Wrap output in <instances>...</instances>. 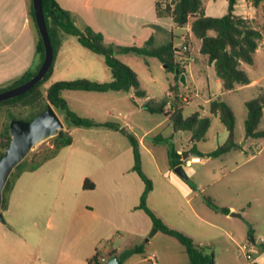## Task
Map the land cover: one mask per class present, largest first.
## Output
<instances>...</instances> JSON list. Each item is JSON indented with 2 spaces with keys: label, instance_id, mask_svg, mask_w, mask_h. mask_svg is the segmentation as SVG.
<instances>
[{
  "label": "rangeland",
  "instance_id": "374dc122",
  "mask_svg": "<svg viewBox=\"0 0 264 264\" xmlns=\"http://www.w3.org/2000/svg\"><path fill=\"white\" fill-rule=\"evenodd\" d=\"M158 1L164 4L170 0ZM222 10L225 11V7L212 14L220 15ZM187 27L188 24L184 28H174V34L183 36L182 39H176V42L179 41L177 45L179 47L187 45L188 48L182 50H186L187 55L192 53L193 56H198L196 49L199 42L189 36ZM61 35L65 41L55 53L54 70L42 83L43 90L57 80L87 78L98 81L96 78H99L101 81L98 82H108L111 79L110 70L101 54L82 46L73 34L62 31ZM184 51H181L184 54L183 59L186 58ZM115 56L134 71L139 87L144 89L149 97L159 99L167 93L175 73L168 71L157 58L148 57L146 62L143 57L132 53ZM260 65L254 69V75L264 74V64ZM205 68L201 63H193L187 69L186 79L188 83L193 79L197 94L194 95L190 85L180 86L179 93L182 95L179 97L190 98L183 106L184 116L199 111L200 106H205L202 104V100L208 96ZM260 84L264 85V78ZM62 96L69 109L78 116L99 122L117 123L126 132L131 133L137 142L144 134V145L138 143L139 166L154 185L155 190L149 196L150 206L154 208L156 214L163 216L171 224L194 234L193 236H196L194 238L198 240L202 238L204 242L202 245L210 246L214 264H264L257 257L258 250H253L252 258L248 259L240 247L250 235L255 240L264 238V148L249 161H244L246 157L236 152V158L226 156L223 161L217 157H209L201 162H190L189 165L182 163V169L187 177L185 179L171 168L167 149L169 145L174 148L185 146L186 135L189 133H183L181 139H155L158 135L165 136L169 128L166 127V123L169 122L166 120L162 125L156 126L157 122L164 119V115L143 110L141 103L144 98L135 97L134 102L132 90L121 92L109 90L106 93L65 90ZM230 97H233L229 100L233 103L237 121L241 123L242 108L245 111L243 105L239 106L241 95ZM59 115L64 128L68 129L72 136V145L64 147L60 152L61 158L70 157L69 163H61L63 160L57 163L48 162L34 172L23 173L17 181L6 208L2 210L5 222L9 223L12 229L0 222V228L7 233L8 239L7 243L1 242L0 255L18 257L17 260L14 258L7 260L6 264H43L44 262L40 260H44L45 255L51 260L47 261V264H54L55 256L69 250L73 231L72 213L69 215L59 213V203L67 205L73 213L78 209H85L87 204L97 207L96 201L103 190L111 191L112 200L109 209L112 222L107 231L110 232L107 242L110 244L109 250L105 251L103 246L100 247L104 257L108 256L113 247H127L139 243L143 244L144 253L133 254L123 259L120 264H152L148 258L150 254L155 255L156 264H189L183 246L172 236L158 230L148 237L153 227L146 229V233L139 236L131 233V225L142 228L145 221L150 223V220L145 212L141 210L135 212L122 203L123 198L119 190L125 180L124 177L127 174L138 177L137 173L127 171L135 162L127 134L101 126H72L62 114ZM223 127L218 117L212 116L208 134L204 140L197 142V146L204 151L218 147L225 141L224 133L227 132ZM258 127H264V114ZM218 128L223 129V134L219 132L218 136L214 137ZM239 128L240 131L243 129L241 124ZM254 141L259 144V148L264 144V138H257ZM49 145V138L38 143L28 153L27 159H32ZM145 148H150L159 168L170 177V181L164 182ZM82 149L89 152L85 151L84 155ZM93 157L95 161L92 160ZM234 161L240 163L239 167L230 171L235 166ZM222 170L229 172L223 175ZM48 173L55 179L58 178L57 181L41 184L43 187L37 188V191L31 188L36 177L46 176ZM85 177L93 183L96 182L95 188L83 189ZM206 200L219 207H233L231 213H237L239 216H232L230 213L225 218L223 212L210 207ZM58 222L60 227H57ZM211 223L219 227L212 228ZM183 230L180 231L185 233ZM88 248L90 251L91 247ZM84 249L85 247L82 251ZM144 257L146 260L141 261Z\"/></svg>",
  "mask_w": 264,
  "mask_h": 264
},
{
  "label": "trees",
  "instance_id": "16d2710c",
  "mask_svg": "<svg viewBox=\"0 0 264 264\" xmlns=\"http://www.w3.org/2000/svg\"><path fill=\"white\" fill-rule=\"evenodd\" d=\"M237 0H227V10L223 15L211 16L204 13V0H170L162 4L155 0V10L159 17H170L174 25L183 27L189 25V36L199 42L198 52L205 56L208 62L212 63L216 76L221 83V90H233L238 86L248 84L250 78L244 69V64L251 65L254 61V53L258 45L264 42V0H253L255 6L261 7L262 21L257 22L234 13V6ZM48 34L53 46V61L58 47L63 41L61 32L64 31L77 37L78 42L85 48L99 53L104 57V62L110 70L111 79L108 82H98L87 78H77L73 80H57L52 82L45 90L42 83L49 78L52 73L53 62L45 73L44 77L31 89L23 94L0 101V157L5 152L6 146L11 139L9 134V121L11 119L30 120L36 114L46 109L51 104L58 114H62L65 120L72 126H101L125 132L132 145L134 156V170L143 180L144 188L139 198V203L135 208L142 209L150 218L153 227L175 238L182 246L188 256L189 264H208L211 258L210 246L196 243L190 236L169 227L147 203V195L152 189L151 180L144 174L139 166L138 142L131 133L121 128L119 124L112 122H98L94 119L81 117L73 113L62 92L65 90H85L105 92L130 91L133 92L132 100L135 97L144 98L141 103L143 110L149 113H162L169 118L174 131H189L191 133V147L189 151L195 156L217 157L232 149L239 147L235 135V116L231 107L220 97L212 98L209 101V112L218 115L220 121L227 131L225 141L214 150L203 153L196 142L205 137V133L210 125L211 117L202 116L199 111H195L187 116L182 114L184 104L189 101V97L182 99L179 97V88L183 86L179 82V76L174 74L173 81L169 83L167 93L159 98L148 97L146 91L139 87L134 71L121 62L115 54L132 53L144 58L148 62V57L157 58L168 71L175 73L185 71L190 54L183 59L184 54L176 50L175 40L178 35L172 29L163 26L153 25L155 33L150 35L143 45H118L107 43L103 34L89 26L82 28L74 24L71 13L63 9L56 0H41ZM29 13L31 15L36 34V50L39 55V62L34 69L25 72L17 79L0 86V91L23 83L34 75L39 68L43 57V42L39 36L33 13L32 1L30 0ZM160 35L157 36L156 34ZM246 117L244 119V132L246 138H264V129H259L258 125L264 109V88H260L257 95L245 102ZM50 145L44 148L32 159L27 156L10 173L3 188L1 209L7 206L8 196L20 175L24 172L34 171L44 162L54 158L58 152L72 143L70 131L66 128L60 129L58 133L49 138ZM169 164L171 168L182 165L179 155L174 147H168ZM84 189H93L94 183L85 178ZM206 203L213 209L228 213L227 207H219L209 200ZM251 235L248 240L251 239ZM264 251V243L258 245ZM143 244H133L122 248L120 251L112 250L109 256L117 254L120 263L123 259L133 254H143ZM100 253L95 249L93 255L88 258V264H105L106 260L99 258Z\"/></svg>",
  "mask_w": 264,
  "mask_h": 264
},
{
  "label": "crops",
  "instance_id": "0c3cea01",
  "mask_svg": "<svg viewBox=\"0 0 264 264\" xmlns=\"http://www.w3.org/2000/svg\"><path fill=\"white\" fill-rule=\"evenodd\" d=\"M56 1L63 9L71 13L74 24L77 27L82 28L84 26H89L96 31H100L103 34L104 39L107 43H114L118 45L141 46L149 38L150 35L155 33L153 25L163 26L166 29H172L173 31L175 27H178L174 25L170 17H159L156 14L155 0H56ZM222 7H225V9L227 10V0H204V13L206 15H211V16L223 15L226 12V10L225 11L222 10L220 15L212 14L215 11H221ZM29 8H30V0H0V86H3L13 81L18 77H20L21 75H23L25 72L34 69V67H36V65L39 62V55L36 50L37 34L31 15L29 13ZM234 13L249 19H254L257 22L262 21L261 7L255 6L253 0H237L234 6ZM181 28H184V26ZM188 30L189 29H187V31ZM156 35L159 36L160 34L157 33ZM176 35H178L177 37L178 39L180 38L182 39L183 37L182 34H176ZM64 39L65 38L63 37V41L59 47L63 45L65 41ZM178 43L179 41L176 42L175 40L174 44L176 46V50L177 52L182 54L181 48L183 49L184 47H179L177 45ZM196 50L198 56H193L192 53H190V59L187 65L185 66L184 72H185V78H187V69H189L193 63H201V65L206 67L204 72L206 74L208 96L207 98L202 100V104L205 106L204 107L200 106L199 108L200 114L202 116H210L211 121H212V116L218 117V115L216 114L214 115L209 112V101L212 98L218 96L231 107L235 116V135H236V142L239 144V147L236 149H232L224 154H221L217 156V158H220V160L222 161L226 158V156H231L233 158H236V152L243 154L246 157L244 161H249L250 159L255 158L260 153V150L264 148V144L261 145V147L259 148V144H257L254 141L255 140L254 138L245 137V132H244V119L246 117L245 102L255 97L259 92L260 88H264V85L262 86L260 84L261 80L264 78V74H255V75L253 74V71L255 68H257V66H261L260 65L261 63L264 64V42L260 43L256 48V51L254 53L253 63L251 65L244 64V69L246 70L250 78V82L248 84L238 86L233 90H226V91L221 90V83L219 78L216 76L213 64L208 62L207 58L198 52V48ZM53 70L54 68H52V73ZM96 80L101 81L99 80V78H96ZM187 85H190L189 87L193 89L192 91L194 92V95H196L197 90L195 84L193 83V79L190 80L189 83H188V79H186V84H184V86L188 87ZM106 92L108 91H105L104 93ZM116 92H121V91H116ZM178 95L181 96L182 94L179 93ZM235 95L238 96L241 95L239 106L242 107L243 105L245 107V111L242 108L241 123H238L235 109L233 108L234 107L233 103L229 100L233 98L230 96H235ZM263 114H264V109H263L262 117ZM166 120H168L169 122L166 123V127L169 126V128L166 130L167 132L165 136L158 135L156 136L155 139H159V138H166L171 140H175L176 138L181 139L183 133L185 132L189 133L188 135H186L187 144H185V146H179L177 148H174L176 153L179 155V158L182 161V163H185L186 160H189L190 162H201L204 160V158H209L205 156L203 157L195 156L194 154H192L189 151L192 143L191 133L189 131H181V130L174 131L172 125H170L171 123L167 116H164V119L160 120L155 125L156 126L162 125V123ZM239 124H241L243 128L241 129V131L239 128ZM209 128L210 125L205 133V137L203 138V140L206 138ZM109 129L113 130L114 132H119L118 130H114L111 128ZM259 129H264V127ZM219 132L223 134V129L218 128V131H216L214 137H217ZM224 134H225L224 139H226L227 133ZM143 135L144 134H142V136L138 140V143L141 145L142 144L144 145ZM197 142H196V146H197ZM197 148L201 152L207 153L214 150L216 147L208 151L201 150L198 146ZM145 149L148 152L151 161L156 168V171L158 172L159 175H161L164 182L170 181V177L167 176L165 172H162L161 169L159 168L154 154L149 150L150 148H145ZM62 150L63 148L58 152V154L54 158L44 162L36 170L40 169L48 162L57 163L63 160V162L61 163L68 164L70 157L61 158L60 152H62ZM82 150H83L82 153L85 155L86 150L85 149ZM167 156H168V149H167ZM94 159L95 157H93L92 160L95 161ZM168 163H169V157H168ZM239 164L240 163L235 162V166L231 168L230 171H234L235 168L239 167ZM132 166H130L129 170L127 171L135 172L134 170H132ZM34 171H29V172H34ZM228 172L229 170L228 171L222 170L223 175H226ZM21 175L16 180L11 191H13L17 181L21 178ZM137 176L138 177H134L127 174L124 177L125 180L123 181V184L121 185L119 190L121 192V198H123L122 203L127 205L128 209L134 210L135 212L140 210L143 211L142 209L135 208V206L139 203V198L144 188L143 180L138 174ZM57 179H55V177H53L50 173H48L46 176L41 175L39 177H36V179L31 184V188H34L37 191V188L40 189L43 187L41 184L53 180L57 181ZM95 183H94V188L96 186ZM154 190L155 189L152 182V189L148 193L146 199V203L152 211H154L153 210L154 208L149 204V196L153 194ZM10 194L8 196V199L10 197ZM111 202H112L111 191L103 190L101 196L96 201V203H98L97 207H93L90 204L89 205L87 204L85 209H78L73 213L70 211L67 205L59 203V207H58L59 213H63L64 215H69L72 213L71 225L73 227V231L71 234V240L69 241V250L62 251L60 252L59 255L55 256L53 259L54 264H88V258L93 255L95 249L99 250L100 259L102 260L108 259L109 255L107 257H104L103 254L100 252V247L103 246L104 247L103 249L105 251L109 250L110 244H108L107 242L109 241L108 239L110 237L109 236L110 234L108 233L110 232L107 231L109 225L112 222L110 217L111 212L109 210L111 206ZM228 210L229 211L227 214L223 213L226 216L225 218H227V216L231 213L233 207L228 208ZM157 215L168 226L170 227L172 226L177 229L183 230L179 226L171 224L163 216L159 214ZM230 215L237 216V215H233L232 213ZM4 223L6 224V226H8L9 229H12V226L9 223L6 222ZM57 224H58L57 227H60V222H58ZM210 226L212 228L219 227L217 224H213V223H211ZM130 227H131V233L133 235L139 236L142 235L143 233H146L145 232L146 229H150L151 227H153V225L150 220V223H148V221H145V226L142 228H137L135 225H131ZM183 231L187 233L196 243L200 245L204 244L202 238L198 240L194 238L196 237L193 236L194 234H191L186 230ZM0 232H1L0 235H2L0 237H4V238H0V244H2L1 242L7 243L8 240L7 233L4 232L1 228H0ZM251 239H254L253 236L251 237ZM83 247H85L84 251H82ZM88 247H91L90 251L88 250L89 249ZM124 247H113L112 250H116L118 252ZM255 250H258L259 254L257 255V257L259 258V260L264 262V253L261 252L258 246L255 248ZM13 258L15 260L18 259L17 256ZM13 258L9 256L0 255V264H6L7 260H11ZM20 258L25 259L23 257ZM43 259L44 260H40V262L42 261L44 262L43 264H47L48 263L47 261H51L46 255L43 257ZM145 260L146 257L141 259V261H145Z\"/></svg>",
  "mask_w": 264,
  "mask_h": 264
},
{
  "label": "water",
  "instance_id": "95a60500",
  "mask_svg": "<svg viewBox=\"0 0 264 264\" xmlns=\"http://www.w3.org/2000/svg\"><path fill=\"white\" fill-rule=\"evenodd\" d=\"M31 1L35 24L37 26L39 36L43 42L44 57L36 73L29 79H27L23 83L0 91V101L23 94L31 89L44 77L45 73L48 71L53 62V46L46 26L42 2L41 0ZM175 74L179 76V82L181 84H186L185 72H179L177 69H175ZM63 128V120L51 104H48L45 110L36 114L30 120L11 119L9 121V134L11 139L9 141V144L5 148V152L0 157L1 223L5 222L3 211L1 209L3 188L10 173L38 143L55 136L58 131ZM173 170L180 177L185 179L187 178L181 165L175 166ZM232 214L239 216V214L237 213ZM156 231L157 228L153 227L148 237L152 236ZM105 264H120L118 255L113 254L109 256ZM208 264H214L212 253Z\"/></svg>",
  "mask_w": 264,
  "mask_h": 264
},
{
  "label": "built area",
  "instance_id": "2783aa9c",
  "mask_svg": "<svg viewBox=\"0 0 264 264\" xmlns=\"http://www.w3.org/2000/svg\"><path fill=\"white\" fill-rule=\"evenodd\" d=\"M183 47L186 49L187 48V45H184ZM185 163H186V165H189L190 164V161L189 160H186ZM260 243H264V238L263 237H260L258 240H254V239L247 240L246 242H244V243H242L240 245L241 249L245 251L246 258H248V259L252 258V254H251L252 251L255 250V248ZM148 258L151 260V263L152 264H156V258H155V255L154 254H150L148 256Z\"/></svg>",
  "mask_w": 264,
  "mask_h": 264
}]
</instances>
